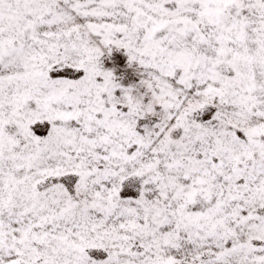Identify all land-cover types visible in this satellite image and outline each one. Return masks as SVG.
<instances>
[{
    "label": "snow or ice",
    "instance_id": "6c2138e0",
    "mask_svg": "<svg viewBox=\"0 0 264 264\" xmlns=\"http://www.w3.org/2000/svg\"><path fill=\"white\" fill-rule=\"evenodd\" d=\"M0 264H264V0H0Z\"/></svg>",
    "mask_w": 264,
    "mask_h": 264
}]
</instances>
